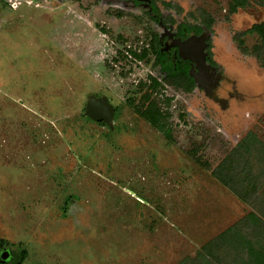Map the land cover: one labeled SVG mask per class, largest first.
Here are the masks:
<instances>
[{"label": "rangeland", "instance_id": "obj_1", "mask_svg": "<svg viewBox=\"0 0 264 264\" xmlns=\"http://www.w3.org/2000/svg\"><path fill=\"white\" fill-rule=\"evenodd\" d=\"M167 1L193 23L214 17L216 88L185 93L164 83L153 58L141 59L148 29H160L137 12L118 8L112 19L114 9L92 0L0 4V257L200 264L197 251L235 225L264 246L245 220L255 212L264 222V177L244 203L212 176L249 132L264 146L262 45L234 38L264 22V0L233 15L229 0ZM151 77L172 99V141L125 104L130 86ZM90 95L114 106L112 128L85 115ZM255 156L264 175V152Z\"/></svg>", "mask_w": 264, "mask_h": 264}, {"label": "trees", "instance_id": "obj_2", "mask_svg": "<svg viewBox=\"0 0 264 264\" xmlns=\"http://www.w3.org/2000/svg\"><path fill=\"white\" fill-rule=\"evenodd\" d=\"M232 1V12H235L238 7H244L249 2V0ZM0 4L11 10L3 2ZM255 35L260 45H262L261 54H258L261 59V57H264V23L257 24L253 28L240 33L238 38L253 37ZM238 42L240 45L244 44V40L239 39ZM155 43L153 42L151 53L155 54L159 62H161L166 57L160 53ZM132 54L140 57L134 52ZM145 57H147V54H143L141 59ZM163 69L167 70V79L171 81V84L182 86L184 90L190 92L193 90L195 84L194 80L189 76L188 67L182 68L177 64L175 68L172 61H169L163 64ZM161 86V83L152 77L148 81H140L133 84L126 95L125 104L167 140L172 141L169 112L172 106V99L160 91L162 90ZM101 125L106 126L105 123ZM262 152H264V146L255 134L249 132L215 167L212 171V176L221 185L232 191L242 202L247 203L250 198L257 195L259 191L258 183L264 177L263 174L258 173L259 171L255 172L256 163L254 162L257 159L255 155L259 158V154ZM263 162L260 161V163ZM138 198L143 199L144 197L138 196ZM72 201L73 196H70L66 205H69ZM245 220L247 225L262 230L264 233V222L255 212L249 213ZM5 245L6 242L0 240V253ZM27 257L28 252L22 250L16 262L2 261L0 257V264H24ZM197 260H199L200 264H264V246L259 239L257 241L253 240L235 225L202 246L197 251Z\"/></svg>", "mask_w": 264, "mask_h": 264}, {"label": "flooded vegetation", "instance_id": "obj_3", "mask_svg": "<svg viewBox=\"0 0 264 264\" xmlns=\"http://www.w3.org/2000/svg\"><path fill=\"white\" fill-rule=\"evenodd\" d=\"M92 1H95V3L98 4V7H100L101 9L102 7H106V6L107 8L110 7L114 9V11H112V19H116L119 16L118 12L121 11L118 10V8L125 11L129 10L131 12L139 13L142 18H146L151 23H153V25H155L160 29V32H156L154 31V29L149 27L151 28L148 29L150 41L146 45L147 48L144 49L145 50L144 54H147V57H145L147 60L150 59L151 57L153 58L154 64L157 65V67H159L161 73L163 74L164 83H167L168 85L178 90H181L185 93H192L196 89V87H201V86L208 87L209 84L210 85L214 84V87L216 88L217 87L216 85L220 83L221 80L220 66L213 59V53H212V48H213L212 30L215 24V19L209 13L206 12L202 14L201 23L198 22L193 23L184 18L182 19L181 18V16L183 15L182 9L180 7H176L173 3L167 0H92ZM231 3H233V1L229 0L227 12L230 15L236 14L239 10H245L250 6V0H249V2H247V4L244 7H238L235 12H232ZM262 23L264 22L255 23L249 29L253 28L257 24H262ZM247 30L241 32L240 31L235 32L234 38H236L237 35H239L240 33H243ZM202 36H205L206 38L205 41H203L202 45L204 49V55L206 56V64L211 67L209 72H206L204 69L202 70L199 69L196 64L193 65L192 62L188 60H184L179 56V46L177 45L179 42L188 41L192 39V37L199 38ZM253 37L257 38L256 35ZM153 42L154 43L156 42L155 43L156 47H158L160 53L166 57L161 62H159L158 57L155 56V54L151 53V50L153 49ZM169 61H172L175 68L177 64H179V66L182 68L188 67L189 76L194 80V84H195L191 92L184 90L182 86L180 87L177 86L176 84H171L170 83L171 81L167 79L168 72L167 70L163 69V64L168 63ZM192 68H194L193 69L194 71H192ZM192 72L198 76V77L196 76V78H198L199 81L195 80V78L191 76ZM211 73H213V75H211ZM97 97H101V96H97ZM115 117H116V110H115ZM95 123L101 125L104 122H95ZM106 126L108 125L106 124Z\"/></svg>", "mask_w": 264, "mask_h": 264}, {"label": "water", "instance_id": "obj_4", "mask_svg": "<svg viewBox=\"0 0 264 264\" xmlns=\"http://www.w3.org/2000/svg\"><path fill=\"white\" fill-rule=\"evenodd\" d=\"M205 39V36L199 38L192 37V39L185 42H179L177 45L179 46V56L182 59L188 60L192 62L193 65L196 64L199 69H204L206 72H209L211 67L206 64V56L204 55L202 45ZM193 69L194 68H192V71H194ZM211 75H213V73H211ZM191 76L194 77L195 80L199 81L198 78H196L197 75L195 73L192 72ZM85 115L95 122H104L112 128L115 118V109L108 101L107 97H97L92 95L87 100ZM1 260H8V253L6 251L1 255Z\"/></svg>", "mask_w": 264, "mask_h": 264}, {"label": "built area", "instance_id": "obj_5", "mask_svg": "<svg viewBox=\"0 0 264 264\" xmlns=\"http://www.w3.org/2000/svg\"><path fill=\"white\" fill-rule=\"evenodd\" d=\"M35 0H0V3L3 2L6 4L11 10H17L21 6H26L27 4L34 3ZM38 1V0H36Z\"/></svg>", "mask_w": 264, "mask_h": 264}]
</instances>
